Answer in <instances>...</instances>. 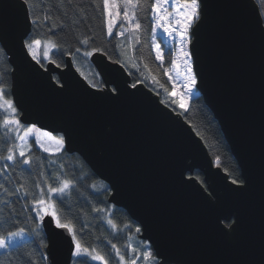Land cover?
<instances>
[{"label":"water","instance_id":"water-1","mask_svg":"<svg viewBox=\"0 0 264 264\" xmlns=\"http://www.w3.org/2000/svg\"><path fill=\"white\" fill-rule=\"evenodd\" d=\"M31 27L23 0H0V47L20 123L65 137L64 151L107 184L108 203L141 228L138 239L150 242L157 263L264 264V22L255 0H200L188 45L196 90L242 188L214 164L181 114L143 83L131 87L120 63L92 53L103 84L94 88L70 57L63 67L33 60L25 47ZM224 217L239 221L235 232ZM41 228L47 263L71 264V233L51 217Z\"/></svg>","mask_w":264,"mask_h":264},{"label":"trees","instance_id":"trees-1","mask_svg":"<svg viewBox=\"0 0 264 264\" xmlns=\"http://www.w3.org/2000/svg\"><path fill=\"white\" fill-rule=\"evenodd\" d=\"M153 2L154 0H142L138 7L137 15L141 23L139 30L133 31L131 36L124 31L123 36L117 35L120 31L108 36L102 0H73L72 3H68V0H64L63 3H59L58 0H30L27 5L30 19L38 17L40 24L39 26L32 24L26 41L41 39L43 43L52 36L48 31L49 27L63 22V29L57 28L56 36L53 37L59 50H52L49 61H55V65L59 64V67H63L65 58L70 57L78 73L94 88H101L103 84L90 63L91 55L85 56V52H100L111 61L120 63L129 74L132 84L143 83L157 94L161 101H167L163 104L182 115L205 145L214 164L228 175L230 181L241 180L240 171L220 128L201 96L192 98L189 102V110L184 112L171 103L168 93L160 87L162 83L171 90L170 83L163 73V69L168 68L171 59L170 54L164 52V63L161 65L152 51L151 4ZM255 2L264 22V0H255ZM46 14L52 19L45 21ZM85 38H89V43L86 45L81 43ZM131 38L132 45H130ZM137 39L139 43L136 42ZM39 60L40 64L44 65V61L41 58ZM133 64L136 67H133ZM10 73L11 67L7 56L4 51L0 52V86H3L7 93L5 99H11ZM153 76L160 83H155ZM54 79L57 80L56 77ZM5 115L4 109H0V121ZM15 118L19 119L18 111ZM4 134L5 130L0 126V136ZM9 137L5 142H0V156L7 155V148L18 143L15 132L9 133ZM29 155L32 160L30 166L23 165L22 161L17 164L0 159V184H4L9 193L15 192L21 184H24V188L15 195H9L0 188V235L6 236L9 231H17L20 228L25 229L26 235L25 241L0 253V264H28L29 261L31 264H48L47 260L42 259L45 255L46 239L41 222L36 219L32 200L33 194L39 192L37 184L46 191L49 184L58 185V177L71 179L74 182L75 187L67 194L65 200L68 210H61L60 215L62 222L65 220L73 222L77 239L85 246L95 247L102 255L109 258L110 264H117L118 257L115 256L109 241L116 244L122 253H127L126 260L129 258V249L126 245H129L130 238L135 240L140 249L145 250V241L138 239V233L135 232V227L138 225L123 209L108 203L107 184L99 180L77 154H68L63 149L59 154L49 155L33 145ZM17 159L21 160L18 153ZM5 164L9 165L7 169H4ZM193 176L202 183V175L199 172L195 171ZM92 184H96V189L91 187ZM25 190L29 192L27 197L23 195ZM93 208H105L109 211L97 213L92 211ZM109 218L118 225L117 230L107 225L106 221ZM81 259L85 264H101L98 261H91L90 258L78 259L74 255L71 264H80Z\"/></svg>","mask_w":264,"mask_h":264},{"label":"snow or ice","instance_id":"snow-or-ice-1","mask_svg":"<svg viewBox=\"0 0 264 264\" xmlns=\"http://www.w3.org/2000/svg\"><path fill=\"white\" fill-rule=\"evenodd\" d=\"M29 2L30 0H23L25 5H28ZM58 2L63 3L64 0H58ZM72 2L73 0H68V3ZM141 2L142 0H102L103 10L107 16V35L112 36L114 34L113 28L121 17L123 22L129 24L134 32L139 30L141 28V23L139 16L137 15V9ZM167 3H169V0H154V2L151 4L153 20L157 21L158 26L163 28V30L170 36L173 34L178 35L182 44L191 43L189 31L192 25L200 19V0H182V2L178 0V4L174 6V12L162 7L163 4ZM121 9L123 10L121 11ZM174 13L180 18L177 19ZM50 19H52L51 16L47 14L44 16L45 21ZM173 20H175V25H178V27L173 25ZM31 23L33 25L39 26V18L37 17L36 19H32ZM63 27V22H61L59 25L53 24L51 27H49L48 31L52 33V36H49L48 39L43 42V57L45 59L49 57L53 49L59 50V46L53 37L56 36V29H63ZM117 35L123 36L124 32L120 31L117 33ZM136 42L139 43L138 39ZM81 43L85 45L88 44L89 38L83 39ZM41 46V39L25 41V47L27 48L28 53L31 55L33 60H36L37 63H40L37 51L41 48ZM154 48L156 51V59L161 62V65H163L164 57L160 49V45L155 44ZM3 51L4 49L0 47V52ZM77 51H79V48H77ZM95 51H99V49H95ZM179 52L183 59L180 60V62H177V59L173 58L170 60V64L171 68L176 70V75L180 77V79H176V77L171 75L169 68L163 69L164 75L167 76L168 81L171 82V90L165 87L164 84L160 83V81L157 80L155 76H153L152 79L155 83H160V87L164 88V91L168 93L172 104L178 106L184 112H187L189 110V100L191 99L192 92L198 85V78L194 72L192 63L190 62L191 53L184 47H181ZM84 55L90 56L92 53L85 52ZM51 62L55 63V61ZM59 66L60 65L57 64V67ZM133 67H136V65L133 64ZM145 67H147V65H145ZM136 86V83L131 85L132 88H136ZM112 91L115 92L116 90L112 89ZM6 95L7 93L5 92V89L3 86H0V109H4L6 113L2 121H0V126H2L5 130L4 136H0V142H5L8 138H10L9 133L15 132L16 139L19 141V143L8 147L7 155L0 156V159L17 164L21 163L22 161L23 165L30 166L32 160L29 153L32 151L33 145L42 150L44 153H48L49 155L61 153L65 146V137L61 135L57 138L48 132H42V130L37 128L35 125H22L19 119L15 118L17 114V108L14 106L11 99L4 98ZM161 103H167V101H161ZM45 140H47V143H45ZM17 150L18 156L21 158V160L17 159ZM217 160L219 161V158H217ZM8 166L9 165L5 164L4 169H7ZM61 167L63 166L61 165ZM58 180L59 182L57 186H52L49 184L46 191L39 184L36 185V187L39 189V192L38 194H33L32 200V204L34 205V210L36 212V219H38L40 222H43L46 218L51 217L57 228L71 233L72 240L75 242V250L72 255L78 259L90 258L91 261H98L101 262V264H110L109 258H107L105 255H102L101 252L95 247H87L81 242V240L77 239L75 225L71 220H65L62 222L60 211L68 210L65 200L67 198V194L74 189L75 185L71 179H60L58 177ZM231 183L241 188L244 187V181L242 180L233 179ZM91 187L96 189V184H92ZM0 188L4 189V191L9 195H15L19 193L22 188H24V184H21L20 187L15 190V192L11 193H9V190L4 186V184H0ZM107 191H109V194H111L110 190ZM23 195L27 197L29 192L25 190ZM5 203H7V201H5ZM92 211L100 213L107 212L109 209L93 208ZM224 219L231 220V222L227 224L226 227L230 232H235L239 226V221L230 217H224ZM106 223L111 229H118V225L112 219H107ZM125 227H128V225H125ZM135 232L138 234L141 233V228L139 226L135 227ZM24 235L25 229L23 228H20L17 231H9L6 236L0 235V249H6L9 246L8 240L16 238L23 239ZM109 243L111 244L112 250L115 252V256L118 257L117 264H137V261L141 258L144 261V264H155L156 257L150 250V242H144L145 250L143 251H141L139 247H133L130 244L126 245V247L130 249L132 253V256L127 260L126 252L122 253L121 249L118 248L116 244L111 243V241H109ZM44 246L47 247V245ZM42 259L48 260L49 257L47 255H43ZM28 264H31V261H29ZM80 264H85V261L81 259Z\"/></svg>","mask_w":264,"mask_h":264},{"label":"rangeland","instance_id":"rangeland-1","mask_svg":"<svg viewBox=\"0 0 264 264\" xmlns=\"http://www.w3.org/2000/svg\"><path fill=\"white\" fill-rule=\"evenodd\" d=\"M177 4H178V0H169V3L163 4L162 7L167 8L169 11H173L174 12V6H176ZM122 10L123 9H121V11ZM174 15H176L177 19L180 18L177 14L174 13ZM151 17H153V14H151ZM106 21H107V16H106ZM152 22H153V27H152L151 43H152V51H153V53L155 55V58H156V51H155L154 45L155 44H159L160 45V49H161V51L163 53V57H164V52H166V53L170 54V59L175 58V59H177V62H180V60H182L183 57L180 54L179 49L181 47H184L186 50H188L189 43L188 44H182V42H181V40H180L178 35L173 34V35L170 36L167 32H165L163 30V28L158 26V22L154 21L153 18H152ZM173 25L178 27V25H175V20H173ZM115 31H118V32L119 31H124V32L128 33L129 36H131L132 33H133V29L131 28V26L129 24H127L126 22H123L122 17L117 21V24L114 26L113 33ZM189 35H190V31H189ZM130 45H132V38L130 39ZM37 55H38V58H41L44 62L49 60V57L47 59H45L43 57V43H42L41 48L38 49ZM158 62L161 64L160 61H158ZM168 68L170 69V74L171 75L176 77V79H180V77H178L176 75V70L171 68V64H169ZM169 83H170V86H171V82H169ZM197 95H198V92H197V90L195 88L193 90V92H192L191 99L194 98ZM190 100H189V102H190ZM42 132H45V131H42ZM21 134H22V131H21ZM52 136H56L58 138L60 135H52ZM42 139H43V137H42ZM18 143H19V141H18ZM45 143H47V140H45ZM17 153H18V150H17ZM46 154H48V153H46ZM25 240H26V235H24L23 239L16 238V239L8 240V245L9 246L6 249H8L10 247H13V246H15V245H17L19 243H22ZM134 241L135 240L133 238H130L129 239V244L132 245L133 247H140ZM6 249H0V253L5 251ZM140 250L143 251L144 249H140ZM131 256H132V253H131V251L129 249V257H131ZM137 264H144V261L142 260V258L137 261ZM155 264H158L157 260H155Z\"/></svg>","mask_w":264,"mask_h":264}]
</instances>
